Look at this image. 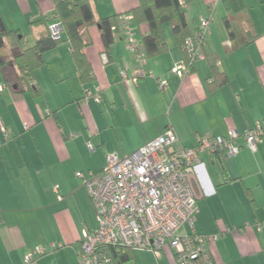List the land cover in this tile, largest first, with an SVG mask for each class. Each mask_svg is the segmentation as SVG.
Segmentation results:
<instances>
[{"label": "crops", "instance_id": "crops-1", "mask_svg": "<svg viewBox=\"0 0 264 264\" xmlns=\"http://www.w3.org/2000/svg\"><path fill=\"white\" fill-rule=\"evenodd\" d=\"M242 1L240 12L223 0L187 3L191 34L199 18L211 16V21L203 58L183 78L170 71L183 53L168 24L163 26L167 50L148 56L142 39L149 29L132 15L129 25L144 62L129 51L119 16L139 0H90L96 20L118 16V27L105 63L99 27L81 29L88 41L83 48L92 73L88 83L79 77L69 42L45 51L27 83L8 81L0 68V264L78 263L82 232L97 223L76 172L98 173L106 154L128 155L166 128L177 134L176 148L194 147L201 136H226L230 129L243 134L264 120V0ZM54 11L52 0H0V16L12 31L4 39L8 54L0 59L8 58L14 74L12 49L33 46L49 24L60 22ZM141 67L153 76L133 82ZM159 77L168 81L164 92L158 89ZM97 88L99 101L90 96L81 103L86 89L96 93ZM236 144L238 153L224 155L222 164L211 153L198 157L190 177L195 228L218 234L208 244L216 264H264V226L255 227L264 222V138L254 151L241 136ZM39 246L44 253L25 263V255ZM135 251V264H145L136 260ZM151 254L157 264H173L164 251Z\"/></svg>", "mask_w": 264, "mask_h": 264}, {"label": "built area", "instance_id": "built-area-1", "mask_svg": "<svg viewBox=\"0 0 264 264\" xmlns=\"http://www.w3.org/2000/svg\"><path fill=\"white\" fill-rule=\"evenodd\" d=\"M121 18L129 51L138 61L144 62L129 25L131 15ZM209 24L210 18H200L198 32L184 43L190 62L174 65L173 74L180 78L187 76L191 72V62L203 58L201 46L209 32ZM62 31L60 22L48 25L53 38H58ZM101 60L107 61L104 53ZM121 75L125 77V70ZM145 76H153V72L141 67L135 71L132 81ZM156 80L161 92L168 89L167 79L159 77ZM90 96L99 101V88L96 93L86 89L81 103H86ZM240 136L254 151L264 138V120L257 121L243 134L230 129L226 137L201 136L194 147L180 145L176 148L178 137L172 128H166L128 155L106 154L105 163L96 174L76 172L94 208L97 223L94 230L82 232L77 264H113L109 246L149 251L156 256L169 248L173 264H215L207 243L215 240L218 234H202L195 230V194L190 177L201 153L225 150L227 155L237 154L236 140ZM86 146L90 150L93 148L90 141ZM185 225L189 233L182 231ZM263 226L264 222L255 224L257 230ZM43 251L42 247L35 248L25 255V262L29 263Z\"/></svg>", "mask_w": 264, "mask_h": 264}, {"label": "trees", "instance_id": "trees-1", "mask_svg": "<svg viewBox=\"0 0 264 264\" xmlns=\"http://www.w3.org/2000/svg\"><path fill=\"white\" fill-rule=\"evenodd\" d=\"M189 1L190 0H139V3L136 7L132 8L128 13L121 14L119 17L127 14L131 16L133 15V18L137 25L145 24L148 27L149 33L142 39V47L144 49V53L148 56H155L167 50L168 46L163 26L168 24L170 26V30L175 42L181 47L183 53V60H181V62L183 61L188 64L190 62V57L185 50L184 43L187 38H193L198 32L200 20L199 18L196 31L191 34L185 21V7ZM223 1H225L227 5L233 9V12H240L245 9V5L242 0ZM52 2L54 3V14L60 20V23L62 25L63 31L61 35L58 38H53L50 33L47 32L45 35L39 37L31 47L20 49L18 46H14L10 58L12 59L15 67V74L11 70V67L7 66V59H0V68H2L5 72L6 79L8 81L13 80L14 82L27 83L29 78L33 77L35 69L43 63V53L45 51L52 49L60 45L61 43L69 42L71 53L77 65V71L82 83L90 82V80L92 79L91 68L83 54V48L88 44V41L84 40L81 34V29L88 25L96 24L99 27L101 39L105 46L103 53H107V50L113 39V31L116 27H118V16H111L96 20L90 0H52ZM210 6L212 10L214 8V4H210ZM208 17H206V19ZM225 22L226 24H228L227 20ZM63 33H65L64 37H62ZM11 34L12 31H9L5 28L0 16V48L4 46L5 37ZM208 34L209 32L205 35V39L201 46V52L206 43ZM137 44L139 51L140 43L137 41ZM195 61L196 60H193L191 62V71ZM176 143H178V141ZM211 154L217 157V160H219L220 164H222V157L224 155H227L225 150H216ZM189 232L190 229L188 233ZM208 244L209 242L207 243V249ZM108 251L111 254L113 264H135V262L133 261L134 250L118 246H109ZM42 254H36L33 260L37 256Z\"/></svg>", "mask_w": 264, "mask_h": 264}, {"label": "rangeland", "instance_id": "rangeland-1", "mask_svg": "<svg viewBox=\"0 0 264 264\" xmlns=\"http://www.w3.org/2000/svg\"><path fill=\"white\" fill-rule=\"evenodd\" d=\"M166 27H167L168 31H170V26H166ZM8 41L9 40L6 41L7 42L6 44H8ZM2 54H4V55L8 54V46L7 45L0 49V55H2ZM167 249L169 251L165 250L164 252H166V254H168L171 257L172 256L171 255V250L169 248H167ZM139 251L140 250L135 251V258H136V260L138 262L142 261L145 264L146 263H148V264H157L155 257L151 254L152 252L151 253H145V251H144V253H143V252H139ZM141 251H143V250H141Z\"/></svg>", "mask_w": 264, "mask_h": 264}]
</instances>
